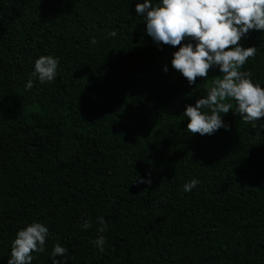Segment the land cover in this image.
<instances>
[{
	"label": "trees",
	"instance_id": "obj_1",
	"mask_svg": "<svg viewBox=\"0 0 264 264\" xmlns=\"http://www.w3.org/2000/svg\"><path fill=\"white\" fill-rule=\"evenodd\" d=\"M143 2L0 0V264L37 222L32 264H52L57 243L59 264H264V118L245 123L233 101L227 130L188 132L186 106L222 73L190 85L171 65L179 46L147 35ZM239 45L256 48L240 71L264 88V31ZM41 56L58 59L52 82L32 75Z\"/></svg>",
	"mask_w": 264,
	"mask_h": 264
},
{
	"label": "clouds",
	"instance_id": "obj_2",
	"mask_svg": "<svg viewBox=\"0 0 264 264\" xmlns=\"http://www.w3.org/2000/svg\"><path fill=\"white\" fill-rule=\"evenodd\" d=\"M135 11L144 20L147 35L157 45L179 46L173 53L171 65L190 85L197 77L206 79L213 66L222 73L195 106H186L183 115L190 121L188 132L204 136L222 127L227 130L221 114L229 113L233 101L243 121L256 127L255 122L264 118V88L253 83L250 72L240 71L246 61L255 56L256 48L245 49L239 42L250 30L264 31V0H161L155 6L151 0H144L136 4ZM116 34L115 30L110 32L112 37ZM186 39L189 42L182 45ZM57 68V58L41 56L35 61L32 75L41 84L52 82ZM167 70L165 67L164 71ZM32 87L30 79L25 88ZM202 109H208L210 114ZM138 182L151 185V179L138 178ZM199 183V180H191L184 185V191L190 192ZM97 221L101 225L98 232L103 233L107 222L103 217H97ZM91 227L87 221L83 224L85 230ZM47 234L48 228L38 222L19 230L11 244L8 264H32L33 253L45 252ZM93 244L103 252L104 236H98ZM67 251L57 243L51 252L52 264H59L54 258L66 255Z\"/></svg>",
	"mask_w": 264,
	"mask_h": 264
}]
</instances>
